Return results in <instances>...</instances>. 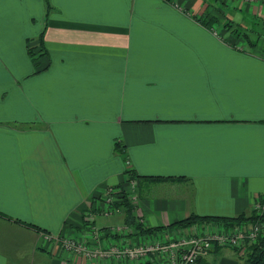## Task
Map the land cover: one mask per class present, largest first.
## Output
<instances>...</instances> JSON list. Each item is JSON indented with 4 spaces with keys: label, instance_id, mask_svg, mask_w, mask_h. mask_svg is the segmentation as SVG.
I'll list each match as a JSON object with an SVG mask.
<instances>
[{
    "label": "crops",
    "instance_id": "obj_1",
    "mask_svg": "<svg viewBox=\"0 0 264 264\" xmlns=\"http://www.w3.org/2000/svg\"><path fill=\"white\" fill-rule=\"evenodd\" d=\"M248 1L264 25V0ZM208 4L48 0L47 13L43 0H0V264H95L52 239L81 240L91 208L108 216L106 188L128 198L127 170L129 227L153 231L119 237L91 216L104 247L177 239L193 216H251L264 194V39H241ZM244 263L217 248L197 264Z\"/></svg>",
    "mask_w": 264,
    "mask_h": 264
},
{
    "label": "built area",
    "instance_id": "obj_2",
    "mask_svg": "<svg viewBox=\"0 0 264 264\" xmlns=\"http://www.w3.org/2000/svg\"><path fill=\"white\" fill-rule=\"evenodd\" d=\"M128 167V162L125 163ZM127 196L130 202L137 199V183L128 179ZM122 192V188H106L102 194L105 198L103 212L106 215L114 212L120 213L121 208L115 205L116 197ZM96 213L92 208L84 215L87 229H91V235L84 234L81 240L57 236L52 241L61 251L85 259L95 264H119L120 262H138L149 257L161 258L164 264H197L210 251L217 248L233 250L239 256H243L247 247L255 243L263 234L264 222V194L256 198L252 206L251 216L254 220L243 221L229 226L227 223L213 226L212 223H202L201 226H191L184 236L177 239H169L159 234H153L146 242L136 245H111L102 246L99 242L100 233L92 221L91 214ZM250 217V216H249ZM90 218V220H89ZM115 236L128 237L134 231L127 225L110 228L107 230ZM76 257V258H77Z\"/></svg>",
    "mask_w": 264,
    "mask_h": 264
},
{
    "label": "rangeland",
    "instance_id": "obj_3",
    "mask_svg": "<svg viewBox=\"0 0 264 264\" xmlns=\"http://www.w3.org/2000/svg\"><path fill=\"white\" fill-rule=\"evenodd\" d=\"M207 1L212 7L213 13L217 12L216 17H218L219 20H225V26L229 27L230 29L236 30V27L239 29L237 31L238 35H240V38L242 37H250L252 41H256L259 39H264V25L263 22L259 19L260 16L258 14L253 13L252 9H254L255 5H259V3H248V0H205ZM213 3V4H211ZM248 9H251V11L248 12ZM234 17V19L231 21V18ZM237 18H242L241 22L237 20ZM237 20V21H236ZM243 25L244 28L241 30L240 26ZM215 29H218L214 25ZM214 30V29H213ZM230 34V32H228ZM247 35V36H246ZM263 41V40H262ZM260 43L261 40H260ZM244 47H247L246 40L243 42ZM240 49V48H239ZM137 189V188H136ZM137 195V192H136ZM89 211V210H88ZM91 216H94L95 225L97 228H100V225H107L111 228H117L124 226V215L122 213L114 212L111 215L105 216V215H98L93 214L91 211L89 212ZM91 229L86 230V233L88 236H92ZM230 251H225V255L229 254ZM68 254V253H66ZM71 257H77L70 254ZM78 258V257H77ZM80 259V258H78Z\"/></svg>",
    "mask_w": 264,
    "mask_h": 264
},
{
    "label": "trees",
    "instance_id": "obj_4",
    "mask_svg": "<svg viewBox=\"0 0 264 264\" xmlns=\"http://www.w3.org/2000/svg\"><path fill=\"white\" fill-rule=\"evenodd\" d=\"M47 6L46 12L48 13L49 10V5H48V0H43ZM28 54L31 57V60L33 62L38 61L41 57L45 56V52H42V50H38L35 52V47H28ZM126 175L129 177L128 179H133V175L130 171H126ZM115 205L119 208H121V212L124 213L126 222L129 224L128 226L132 225L134 223L135 217H134V207H131L130 200L121 192L120 194L117 195L116 197V203ZM255 216H250V217H244V216H239L234 219H224L221 220L224 223H227V225L232 226L237 223L243 222V221H251L254 220ZM211 220L208 219H199L198 217H189L187 219L181 220L178 223H176L178 226L181 227H190L197 225L199 223H206L210 222ZM264 222V217L262 219ZM140 224L135 225V227H132V230L134 232L140 231L144 233H150L153 231L152 229L147 230L146 232L140 227ZM131 227V226H130ZM239 258L243 259V262L249 263V264H264V230L263 234L259 237V239L247 247L246 252L243 256H239Z\"/></svg>",
    "mask_w": 264,
    "mask_h": 264
},
{
    "label": "water",
    "instance_id": "obj_5",
    "mask_svg": "<svg viewBox=\"0 0 264 264\" xmlns=\"http://www.w3.org/2000/svg\"><path fill=\"white\" fill-rule=\"evenodd\" d=\"M244 264H249V263H244Z\"/></svg>",
    "mask_w": 264,
    "mask_h": 264
}]
</instances>
